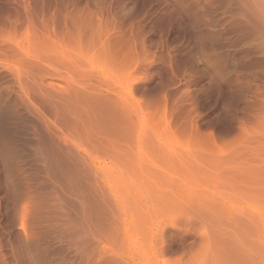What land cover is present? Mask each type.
Instances as JSON below:
<instances>
[{
    "label": "rangeland",
    "instance_id": "obj_1",
    "mask_svg": "<svg viewBox=\"0 0 264 264\" xmlns=\"http://www.w3.org/2000/svg\"><path fill=\"white\" fill-rule=\"evenodd\" d=\"M0 264H264V0H0Z\"/></svg>",
    "mask_w": 264,
    "mask_h": 264
},
{
    "label": "bare ground",
    "instance_id": "obj_2",
    "mask_svg": "<svg viewBox=\"0 0 264 264\" xmlns=\"http://www.w3.org/2000/svg\"><path fill=\"white\" fill-rule=\"evenodd\" d=\"M117 100H119V99H117ZM120 102H121V100H120ZM124 102H126V101H124ZM122 103V102H121ZM125 104V103H124ZM126 106L125 107H128L127 106V104H125ZM106 106V105H105ZM90 111V110H89ZM102 111H104V109L102 110ZM123 111H125V110H123ZM88 113V112H87ZM106 113V112H105ZM121 113V112H120ZM108 114V113H107ZM125 114V113H124ZM127 114V113H126ZM120 115V114H119ZM122 117V116H121ZM125 117H126V115H125ZM93 118V117H92ZM95 121H96V119H95ZM97 123V122H96ZM115 124V123H114ZM100 125V124H99ZM105 125V124H104ZM103 125V126H104ZM117 125V124H116ZM114 128V127H113ZM98 129H99V127H98ZM116 130H117V128H116ZM119 130H121V129H119ZM126 130H128V129H126ZM125 130V131H126ZM87 131V130H86ZM92 131V130H91ZM106 131V130H105ZM95 132V131H94ZM108 132V131H107ZM90 133V132H89ZM119 134H120V132H119ZM122 134V133H121ZM91 135V134H90ZM76 136V135H75ZM92 136V135H91ZM88 137V136H87ZM103 137V136H102ZM76 138V137H75ZM101 138V137H100ZM73 139V138H72ZM74 140V139H73ZM69 142H70V140H69ZM92 143V142H91ZM72 144V143H71ZM93 144V143H92ZM73 147H74V145H73ZM187 205V204H186ZM211 221V220H210ZM205 222V221H204ZM207 225V224H206ZM23 226H25V225H23L22 224V228H23ZM207 237V236H206ZM232 237V236H231Z\"/></svg>",
    "mask_w": 264,
    "mask_h": 264
}]
</instances>
